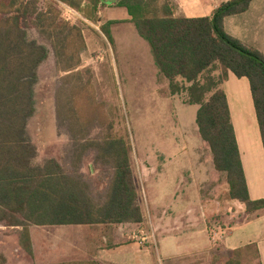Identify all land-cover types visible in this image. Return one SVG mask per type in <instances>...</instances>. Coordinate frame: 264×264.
I'll use <instances>...</instances> for the list:
<instances>
[{
  "label": "trees",
  "instance_id": "trees-1",
  "mask_svg": "<svg viewBox=\"0 0 264 264\" xmlns=\"http://www.w3.org/2000/svg\"><path fill=\"white\" fill-rule=\"evenodd\" d=\"M83 1L50 0L42 10L38 0H0V223L18 230L19 247L31 259L32 226L143 222L129 151L122 140L110 137L102 145L88 146L95 147L99 161L112 170L105 200L97 204L86 185L64 174L56 159L37 160V148L29 139L37 70L48 58V49L29 39L27 29L32 26L51 42L61 71H72L80 65L78 53L84 42L80 29L64 22L56 6L62 3L96 21L98 8L105 4L88 0L90 4L82 7ZM250 1L229 0L211 17L190 19L176 16L170 0H118L114 4L125 10L129 23L149 45L171 95L185 93L186 104L198 107V134L209 147L215 170L225 174L226 199L243 204L248 213L264 209V201L249 198L222 85L229 72L248 80L264 149V57L224 31L225 19L245 13ZM115 23L108 21L100 29L109 43L110 26ZM249 249L233 252L222 264H243V251ZM257 259L253 252L256 263L248 264H260ZM5 262L1 254L0 264Z\"/></svg>",
  "mask_w": 264,
  "mask_h": 264
},
{
  "label": "rangeland",
  "instance_id": "rangeland-1",
  "mask_svg": "<svg viewBox=\"0 0 264 264\" xmlns=\"http://www.w3.org/2000/svg\"><path fill=\"white\" fill-rule=\"evenodd\" d=\"M38 1L40 9L46 10L50 0ZM206 1L204 7L211 12V5L215 7L214 3L221 5L228 0ZM89 4L84 0L82 7ZM61 5L64 4L57 2L61 19L77 26L82 34L84 45L78 53L80 65L72 71H61V66L56 65L51 42L32 26L27 29L29 39L48 49V58L37 70L35 113L27 125L29 139L33 144L39 137L49 142L55 134L57 142L47 146L42 156L57 157L63 173L85 184L87 193L97 204L105 200L112 170L99 161L96 148L88 146L93 142L102 145L110 137L122 140L129 151L140 204L145 212L147 201H150L148 188L159 185L163 175L158 166L148 180L139 177L140 163L148 160L166 163V159L157 158L164 153L179 160L178 152L180 156L182 149L197 148L200 143L195 123L197 106L183 105L186 104L185 93L171 95L158 73L147 42L138 36L132 24L120 20L126 16L124 9L105 4L98 8L96 21H90L64 5L76 14V18L70 20L64 16ZM108 21L117 22L110 26L111 43L100 30ZM224 31L248 50L264 57V0H251L245 13L226 18ZM214 74L218 76L219 73ZM185 135L190 141L188 144L184 141ZM202 143L208 149L207 144ZM36 159L43 161L39 155ZM210 177L214 178V174ZM203 190L204 195L210 196L208 187ZM227 190L225 174L220 173L217 197L222 202L227 200ZM233 206L230 205L236 209ZM224 217H218L219 225L225 222ZM48 229L34 228L32 231L39 234ZM136 240L145 242L141 238ZM37 250L36 257L31 259L19 249L18 230L5 222L0 223V255L5 257V264H37L50 260L48 249L42 250L40 246ZM218 254L217 261L222 260L221 264L229 256L222 249ZM158 256L161 264H193L198 258L187 256L169 262L163 254ZM248 261H252L250 257L249 260L245 258L243 264Z\"/></svg>",
  "mask_w": 264,
  "mask_h": 264
},
{
  "label": "crops",
  "instance_id": "crops-1",
  "mask_svg": "<svg viewBox=\"0 0 264 264\" xmlns=\"http://www.w3.org/2000/svg\"><path fill=\"white\" fill-rule=\"evenodd\" d=\"M170 1L176 7V16L189 19L211 17L222 5L214 3L215 7L211 5L213 11L207 12V7H204L208 2L206 0ZM120 20L124 24H131L127 14ZM164 81L168 87V82ZM222 89L227 99L249 198L253 202L264 201V149L249 82L229 72ZM196 131L198 133L197 126ZM47 140L39 137L38 142H34L37 153L42 160L56 159L54 155L42 156L47 146L57 142L56 135L52 141ZM184 141L186 144L190 142L186 135ZM199 142L197 148L186 147L180 156L178 152L177 158L181 162L176 160V156L164 153L157 158L166 159V163L157 164L149 160L140 163L139 177L148 180L158 166L163 175L159 185L148 188L150 201H147L145 212L139 198L143 215L141 224L30 227L34 258L40 246L42 250L48 249L51 256L49 261L46 259L37 264H156V261L161 264L159 254H163L165 261L169 262L198 256L193 264H216L219 262V250L226 251L230 258L233 252L247 248L251 249L243 251L242 257L252 260V253L257 252V261L264 264V209L248 213L245 206L237 201L219 200L220 173L214 168L209 147L204 148L201 138ZM212 173L214 178L210 177ZM134 180L136 184L135 176ZM207 187L211 191L210 196L204 195L203 189ZM223 215L225 222L219 225L218 217ZM34 228L49 229L36 234V231H32ZM38 235L41 239H38ZM136 236L145 239V242L136 240L139 239Z\"/></svg>",
  "mask_w": 264,
  "mask_h": 264
},
{
  "label": "built area",
  "instance_id": "built-area-1",
  "mask_svg": "<svg viewBox=\"0 0 264 264\" xmlns=\"http://www.w3.org/2000/svg\"><path fill=\"white\" fill-rule=\"evenodd\" d=\"M62 9L64 10V16L67 17L68 19L71 20V18H76V14L74 13L73 10H71L70 8L64 6V5H61Z\"/></svg>",
  "mask_w": 264,
  "mask_h": 264
},
{
  "label": "water",
  "instance_id": "water-1",
  "mask_svg": "<svg viewBox=\"0 0 264 264\" xmlns=\"http://www.w3.org/2000/svg\"><path fill=\"white\" fill-rule=\"evenodd\" d=\"M118 0H102L104 4L114 5Z\"/></svg>",
  "mask_w": 264,
  "mask_h": 264
}]
</instances>
